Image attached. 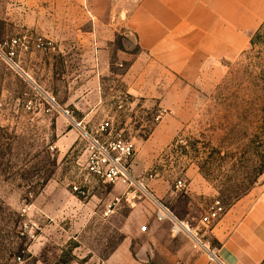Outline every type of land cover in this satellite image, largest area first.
Returning a JSON list of instances; mask_svg holds the SVG:
<instances>
[{
	"label": "rangeland",
	"instance_id": "obj_1",
	"mask_svg": "<svg viewBox=\"0 0 264 264\" xmlns=\"http://www.w3.org/2000/svg\"><path fill=\"white\" fill-rule=\"evenodd\" d=\"M8 31L0 24V42ZM77 63L73 53V73ZM125 68L101 74L104 107L85 131L77 127L78 140L61 155L55 133L21 123L33 117H7L1 93L16 86V74L0 62V264L17 256L25 264H193L201 252L157 219L159 208L199 225L213 245L214 224L264 192V23L245 51L202 70L194 83L174 80L166 99L128 94ZM105 118L134 144L131 188L84 183L87 134ZM73 184L86 185L88 196L76 195ZM216 202L220 219L200 226Z\"/></svg>",
	"mask_w": 264,
	"mask_h": 264
},
{
	"label": "crops",
	"instance_id": "obj_2",
	"mask_svg": "<svg viewBox=\"0 0 264 264\" xmlns=\"http://www.w3.org/2000/svg\"><path fill=\"white\" fill-rule=\"evenodd\" d=\"M263 23L264 0H0L7 39L30 32L54 43L50 51L20 55L24 76L15 73L16 86L1 93L12 112L6 115L33 117L21 123L55 133L54 149L63 155L79 138L76 124L85 131L89 117L104 107L101 74L124 66L128 94L166 99L174 80L194 83L202 70L245 51ZM89 68L90 81L84 78ZM34 96L39 111L28 114L24 106ZM48 97L70 118L60 111L46 115ZM209 235L224 264H264V192L234 205ZM193 264L216 263L201 252Z\"/></svg>",
	"mask_w": 264,
	"mask_h": 264
},
{
	"label": "built area",
	"instance_id": "obj_3",
	"mask_svg": "<svg viewBox=\"0 0 264 264\" xmlns=\"http://www.w3.org/2000/svg\"><path fill=\"white\" fill-rule=\"evenodd\" d=\"M53 48L54 43L52 41L26 32L23 35L0 42V62L15 73L24 76L20 60L22 53H27L30 49L34 51H50ZM35 97L25 103L24 108L27 113L39 111V104L34 100ZM48 107V109H45L46 115H51L54 111H60L66 117L70 118L71 116L69 111L58 107L54 98L48 97ZM158 118L161 117L159 116ZM81 124L77 123L76 125L79 128H83ZM87 141V157L84 167V183L86 185L89 179H95L98 182L112 186L122 184L131 188L135 185L132 165L135 155L134 144L122 132L115 130L110 118L98 123L95 131L90 135L87 134ZM86 185L73 184L72 190L79 197L86 198L89 194ZM178 188H183L182 182L178 183ZM223 212V207L219 202H216L200 220V226L208 227L218 221ZM156 217L159 221H168L170 223L174 236L186 235L191 240L194 249L206 253L212 263L224 264L219 258L217 251L211 248L209 243L204 240L203 235L199 231V225L196 226L188 221L179 219L164 206L159 208ZM146 229V227H143L144 231ZM12 264H25V261L23 257L17 256Z\"/></svg>",
	"mask_w": 264,
	"mask_h": 264
}]
</instances>
